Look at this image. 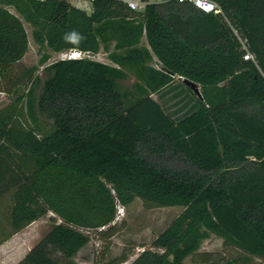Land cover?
<instances>
[{"label":"trees","instance_id":"1","mask_svg":"<svg viewBox=\"0 0 264 264\" xmlns=\"http://www.w3.org/2000/svg\"><path fill=\"white\" fill-rule=\"evenodd\" d=\"M126 1L95 0L87 13L70 0H0L1 79L29 49L9 6L39 45L104 50L113 63L60 60L0 110V246L52 213L60 222L18 264H73L90 231L114 236L118 206L139 199L183 211L153 242L163 253L132 264H184L210 234L264 260V0H212L223 15L176 0H140L137 12ZM73 29L86 37L78 47L63 40ZM129 74L139 97L127 105L118 82ZM176 79L202 89L187 86L197 108L180 119L153 98Z\"/></svg>","mask_w":264,"mask_h":264},{"label":"rangeland","instance_id":"2","mask_svg":"<svg viewBox=\"0 0 264 264\" xmlns=\"http://www.w3.org/2000/svg\"><path fill=\"white\" fill-rule=\"evenodd\" d=\"M70 2L79 8L78 0H70ZM88 2L90 3V0ZM8 9L22 20L29 38V49L24 59L13 66L8 77L6 79L0 78V110L15 101L18 95L16 90L21 93L26 88L28 89L31 86V80L36 77L40 78L43 85L50 76L45 68L60 60L88 57L113 65L108 53L104 50H101L97 55L83 54L81 56L74 55L76 51L54 53L47 45H39L35 41L34 32L36 28L28 22L25 16L19 14L11 6ZM86 12L91 13V10L88 9ZM142 45L148 47L146 39L143 40ZM111 50H114V44ZM42 61L45 63L43 64ZM31 69L35 70L34 75L26 77V73ZM136 85L137 80L132 74L128 75V79L118 82V90L124 96L127 105L135 102L139 97ZM200 92H202L201 88ZM153 98L160 102L165 110L176 119L185 117L197 108L196 95L189 91L181 79H176L171 86L159 94L153 95ZM40 124L47 133L53 130V122L45 117H40ZM182 211L181 207L148 208L143 201L136 200L132 205L125 208L124 217L115 221L117 233L114 236L107 237V235H102L96 230L89 232L92 241L86 252L89 258L84 263H108L123 254H129L130 258L124 264H132L145 250L163 253V250L152 247L153 242ZM58 222L60 221L50 213L36 224L32 231L37 233L35 236L44 237ZM231 262H236V264H264L263 259L227 245L222 238L215 234H210L209 239L203 242L200 251L187 258L184 264H230Z\"/></svg>","mask_w":264,"mask_h":264},{"label":"crops","instance_id":"3","mask_svg":"<svg viewBox=\"0 0 264 264\" xmlns=\"http://www.w3.org/2000/svg\"><path fill=\"white\" fill-rule=\"evenodd\" d=\"M41 220L36 221L0 246V264H18L26 257L29 251L43 238L41 235L35 236L37 233L32 231L33 227ZM89 245L90 244L83 248L73 258L72 261L74 264H85L84 261L89 258L86 254L89 249Z\"/></svg>","mask_w":264,"mask_h":264},{"label":"built area","instance_id":"4","mask_svg":"<svg viewBox=\"0 0 264 264\" xmlns=\"http://www.w3.org/2000/svg\"><path fill=\"white\" fill-rule=\"evenodd\" d=\"M94 1L95 0H90V3H89L88 0H78V2H79L78 7L84 11H87L88 9H90L92 11V3ZM176 1L181 2V3L191 2V3L195 4L199 9L204 11L205 13H214L216 15H223V11H222L221 7L212 0H176ZM126 3L128 4V6L131 10L137 11V12L143 11L147 5L146 2H143L140 0H127ZM241 42L243 45V49L245 50L244 59L246 61H253L254 63L257 64L255 56L248 49L245 42L242 40H241ZM74 55L81 56L83 54L76 52ZM124 215H125V208L123 206L119 205L116 220L117 221L120 220L121 218L124 217Z\"/></svg>","mask_w":264,"mask_h":264},{"label":"clouds","instance_id":"5","mask_svg":"<svg viewBox=\"0 0 264 264\" xmlns=\"http://www.w3.org/2000/svg\"><path fill=\"white\" fill-rule=\"evenodd\" d=\"M85 39L86 37L82 33L74 29L72 31L66 32L63 36L64 42L74 47H78Z\"/></svg>","mask_w":264,"mask_h":264},{"label":"water","instance_id":"6","mask_svg":"<svg viewBox=\"0 0 264 264\" xmlns=\"http://www.w3.org/2000/svg\"><path fill=\"white\" fill-rule=\"evenodd\" d=\"M184 84L188 87H190L199 97H202V94L200 92L199 85L190 81V80H184Z\"/></svg>","mask_w":264,"mask_h":264}]
</instances>
